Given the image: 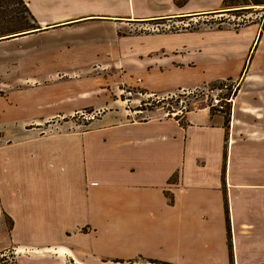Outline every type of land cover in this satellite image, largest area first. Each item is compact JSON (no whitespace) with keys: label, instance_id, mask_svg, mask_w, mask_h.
Returning a JSON list of instances; mask_svg holds the SVG:
<instances>
[{"label":"crops","instance_id":"0c3cea01","mask_svg":"<svg viewBox=\"0 0 264 264\" xmlns=\"http://www.w3.org/2000/svg\"><path fill=\"white\" fill-rule=\"evenodd\" d=\"M24 1L44 28L71 22L67 11L85 20L114 10L104 0ZM134 1L117 6L124 18L222 4ZM173 36L186 40L124 52L119 81L163 96L236 79L227 124L205 101L180 115L134 118L132 98L113 97L122 89L89 74L87 60L28 72L32 83L0 92V251L42 253L38 264H264V21L139 38ZM84 108L95 112L86 128L68 126L64 118Z\"/></svg>","mask_w":264,"mask_h":264},{"label":"rangeland","instance_id":"374dc122","mask_svg":"<svg viewBox=\"0 0 264 264\" xmlns=\"http://www.w3.org/2000/svg\"><path fill=\"white\" fill-rule=\"evenodd\" d=\"M22 1L28 8L26 2ZM182 1L176 0L175 4L181 5ZM132 2L134 5L137 3L134 0H129L130 4ZM244 2H249L248 4L250 5H244ZM104 3L107 5L111 4V9L114 10L95 12L103 14L85 20H76V16L79 15L80 17L84 14L82 11H67L65 13L74 16L73 19H70L72 20L71 22L47 28L37 23V20L28 8L37 27L17 35L15 34L14 37L0 38V92H5L9 88L21 87L23 83H32L33 81L28 80V78L35 77L36 75L32 74L28 76V72H44L45 75L47 72L52 73L56 71L55 69H64L61 67L71 69L73 66H70V64L78 65L80 62L84 63L87 60L88 62L86 63L90 70L89 74L102 79L112 77L114 86L112 89L116 90L118 87L119 90L122 89L120 95L112 93L113 97L118 96L122 100L132 98L131 105L129 101H126V106L131 110H135L131 115L132 117H147L150 115L148 110H155L159 114H164V116L172 115L171 113L173 112L176 115H180L186 109L191 108L193 104L205 101L204 93L199 91L204 85L211 87L226 85L227 90L221 96L227 98L237 91L236 88L232 91V88L238 80L225 79L192 88H180L163 96L146 95L136 90H125L126 87L124 88L121 81H119L118 60L124 56L122 54L127 52L130 55H135L144 51L145 45L151 47V43H166L167 46H172L176 45L179 41L184 42L186 40L180 36H173L168 40L160 41L159 39L158 41H154V38H139L140 36H150L164 32L174 34L186 32L188 29H218L216 28L218 25L221 28H231L234 30L246 26L253 21L259 23L262 20L264 21V5H253V0H229V8L226 9L222 8L221 4V9L217 11L175 14L157 20L124 18L123 15L126 13L123 9L117 7L118 5H127L124 3V0H119L118 3L112 2V0L110 2L109 0H104ZM19 6L22 8L21 4ZM26 17L27 22L32 24V19L28 15ZM25 35H30V38L23 41L22 38L24 37L21 36ZM18 37L21 38L17 41L9 40ZM187 38L186 42L190 41L189 37ZM75 39L79 42L82 41L83 43H80V45L82 44L84 48L77 45L78 41H74ZM63 42H66L67 46ZM60 52L67 56L60 54ZM56 57L59 60H56ZM85 68L87 67L84 66ZM63 78L71 77L63 76ZM30 92L26 91L25 94H29ZM14 93L13 95L18 97L19 93L22 92ZM92 114H95V112L84 108L72 117L64 118V121L70 119L71 122L68 126L74 129H85L91 119L89 116ZM50 129L48 128V131ZM6 237L7 235H0V244L6 240ZM41 256H43L42 253H29L24 249L9 247L7 250L0 251V264H38L36 260Z\"/></svg>","mask_w":264,"mask_h":264},{"label":"trees","instance_id":"16d2710c","mask_svg":"<svg viewBox=\"0 0 264 264\" xmlns=\"http://www.w3.org/2000/svg\"><path fill=\"white\" fill-rule=\"evenodd\" d=\"M229 0H222V8H229ZM244 5H250L249 2H244ZM13 4L12 6H10ZM16 4V5H15ZM22 5L21 6L19 5ZM253 5H264V0H253ZM232 7V6H231ZM230 11V10H229ZM32 19V24L27 22V15ZM157 20V19H155ZM35 20L31 13L29 12L26 5L22 0H0V38L3 37H14L15 34H20L22 32L28 31L30 29L36 28ZM220 29L219 25L216 27ZM196 29H188V31H193ZM229 104L226 111L223 112L225 124L228 123L229 116ZM88 109V108H86ZM90 110V109H88ZM118 262L120 260H114ZM150 262H155V260H149Z\"/></svg>","mask_w":264,"mask_h":264},{"label":"built area","instance_id":"2783aa9c","mask_svg":"<svg viewBox=\"0 0 264 264\" xmlns=\"http://www.w3.org/2000/svg\"><path fill=\"white\" fill-rule=\"evenodd\" d=\"M236 86L237 85H235L232 88V91L235 90ZM226 90H227L226 85H223L222 87H211V86L204 85L199 91H202L204 93L205 102H206V104H208V106L216 108L217 111L223 113L224 111H226L228 104L230 106L232 97L234 96V94L236 92L235 91L234 93H232V95H230L227 98L222 97L221 94H224L226 92ZM171 114L176 115V113H174V112ZM92 115H90L89 117L91 118Z\"/></svg>","mask_w":264,"mask_h":264}]
</instances>
